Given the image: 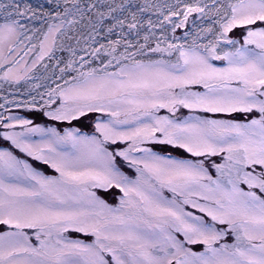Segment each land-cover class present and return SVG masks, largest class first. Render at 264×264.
<instances>
[{
	"label": "snow or ice",
	"instance_id": "snow-or-ice-1",
	"mask_svg": "<svg viewBox=\"0 0 264 264\" xmlns=\"http://www.w3.org/2000/svg\"><path fill=\"white\" fill-rule=\"evenodd\" d=\"M0 264H264V0H0Z\"/></svg>",
	"mask_w": 264,
	"mask_h": 264
},
{
	"label": "rangeland",
	"instance_id": "rangeland-1",
	"mask_svg": "<svg viewBox=\"0 0 264 264\" xmlns=\"http://www.w3.org/2000/svg\"><path fill=\"white\" fill-rule=\"evenodd\" d=\"M23 89H21V91H22Z\"/></svg>",
	"mask_w": 264,
	"mask_h": 264
}]
</instances>
